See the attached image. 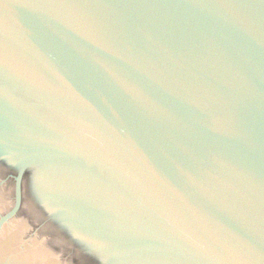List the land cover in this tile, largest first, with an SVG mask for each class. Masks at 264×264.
I'll return each instance as SVG.
<instances>
[{
    "label": "water",
    "instance_id": "obj_1",
    "mask_svg": "<svg viewBox=\"0 0 264 264\" xmlns=\"http://www.w3.org/2000/svg\"><path fill=\"white\" fill-rule=\"evenodd\" d=\"M4 180L0 264H264V0H0Z\"/></svg>",
    "mask_w": 264,
    "mask_h": 264
},
{
    "label": "flooded vegetation",
    "instance_id": "obj_2",
    "mask_svg": "<svg viewBox=\"0 0 264 264\" xmlns=\"http://www.w3.org/2000/svg\"><path fill=\"white\" fill-rule=\"evenodd\" d=\"M5 181L6 180L2 181L0 183V185H4V183L7 182V181L6 182ZM25 183H26V180L24 177V181H23V185H22V192H24ZM29 183H31V179L29 180ZM54 236H56V235H54ZM58 237H59V239H57L56 242H54L51 239H50V241H52L54 244H57L58 248L63 249L62 252L67 257V259L73 260L77 264H96V263L99 264L98 258L96 256L86 255L84 253L82 254L76 246H69V245L65 244L64 239H61L60 235ZM52 247H56V246L53 245Z\"/></svg>",
    "mask_w": 264,
    "mask_h": 264
}]
</instances>
